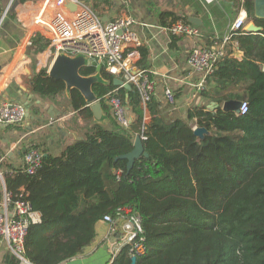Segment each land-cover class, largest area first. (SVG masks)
<instances>
[{
    "label": "trees",
    "instance_id": "obj_1",
    "mask_svg": "<svg viewBox=\"0 0 264 264\" xmlns=\"http://www.w3.org/2000/svg\"><path fill=\"white\" fill-rule=\"evenodd\" d=\"M96 2L89 6L99 15ZM244 2L247 17L260 29L237 31L233 39L243 58L229 56L226 49L209 77L214 82L209 97L219 104L246 101L244 114L220 105L214 110L194 106L186 119L165 120L154 97L143 107L134 86L114 85L104 68L81 69L83 75L98 71L105 80L92 90L109 124L90 122L83 137L59 155H43L34 173L25 165L3 173L6 191L13 198L21 193L40 213L41 221L29 224L24 237L27 260L60 264L82 254L95 241L104 216L117 219L124 214L120 209L129 208L139 215L145 238V253L135 255V264H264V18L254 17L253 0ZM177 20L189 22L173 12L159 14V24L167 29ZM180 38L169 32V47ZM47 46L46 39L34 35L29 50L36 53ZM138 50L143 66L147 50ZM29 85L51 99L65 92L63 81L49 77L46 69L33 73ZM111 97L127 107L129 127H121L112 115ZM65 101L91 119L76 89ZM193 119L209 131L203 139L194 136ZM136 135L142 137L147 156L127 170V160L118 156L132 149ZM31 148L39 149L24 151ZM8 261L18 262L13 256ZM109 262L130 264L129 245L111 254Z\"/></svg>",
    "mask_w": 264,
    "mask_h": 264
},
{
    "label": "crops",
    "instance_id": "obj_2",
    "mask_svg": "<svg viewBox=\"0 0 264 264\" xmlns=\"http://www.w3.org/2000/svg\"><path fill=\"white\" fill-rule=\"evenodd\" d=\"M88 5L95 0H80ZM97 0L99 17L108 22L120 16H130L134 20L133 30L140 39V46L147 50L146 60L137 67L149 73L154 82V100L159 104V116L165 120L186 119L187 112L194 106L214 110L219 105L209 97L214 82L206 78L204 89L197 84L201 75L187 64V56L194 46H219L227 28L237 16L244 17L246 31L254 23L247 17L244 0ZM44 0H2L0 3V101H14L25 105L27 115L17 125L0 124V202L4 193L3 173L23 165L22 152L31 146L38 147L44 154L57 156L73 140L82 138L90 122L76 111L68 101L62 102L58 95L54 99L41 96L30 88L29 79L41 69L46 72L53 60L48 46L40 52L29 50L31 38L40 35L44 39L45 29L35 23ZM15 3V7L12 5ZM173 12L179 16L194 17L198 35L181 36L174 47H169V31L159 24V14ZM197 21V22H198ZM255 24V23H254ZM258 27V26H257ZM258 27V31H259ZM252 32V31H251ZM257 31H253L255 33ZM47 40V39H46ZM139 46V47H140ZM229 56L241 60L243 51L232 38L224 45ZM175 93V103L165 100L164 89ZM204 91V95H203ZM214 104L217 106L214 107ZM214 107V108H212ZM77 117L76 130L69 129L63 118ZM151 119L145 112V123ZM108 125L109 121H103ZM196 120L191 122L195 127ZM123 220L114 222L116 231L110 233V225L99 222L97 236L85 251L60 264H108L110 255L121 247V225ZM121 242V243H120ZM115 248V249H114ZM4 244H0V264H13ZM110 263V262H109Z\"/></svg>",
    "mask_w": 264,
    "mask_h": 264
},
{
    "label": "built area",
    "instance_id": "obj_3",
    "mask_svg": "<svg viewBox=\"0 0 264 264\" xmlns=\"http://www.w3.org/2000/svg\"><path fill=\"white\" fill-rule=\"evenodd\" d=\"M35 23L44 27L48 53L53 58L61 52L70 56L84 55L90 61V66L104 68L113 77H119L134 86L139 93L141 105L146 107L154 93V82L149 73L137 67L141 42L133 30L134 20L130 16H120L104 22L87 3L80 0H44ZM168 31L181 36L198 35L193 23L182 20L174 22ZM237 31H246L244 17L240 15L229 24L227 34L219 46H194L189 51L187 64L201 75L197 84L200 90L204 89L206 78L212 74L217 61L225 55L224 45ZM164 96L170 105L175 103V93L172 89L165 88ZM108 103L119 125L129 127L132 118L125 104L117 97H111ZM247 108V102L241 101L237 113L244 114ZM26 112L24 104L2 100L0 124H20ZM63 121L69 129H78L76 116L63 118ZM42 157L43 153L36 148L23 151L25 170L34 173L40 166ZM20 196L21 193L17 198H13L4 188L0 202V244H4L9 255L18 260L17 264H33L23 255V242L28 225L39 223L41 217L40 213L33 210L29 202ZM120 212L124 214H119L117 219L104 216L103 221L110 225V233L116 231L114 222L123 220L121 246L129 245L130 256L145 253L144 231L139 215L131 214L129 208H122Z\"/></svg>",
    "mask_w": 264,
    "mask_h": 264
},
{
    "label": "water",
    "instance_id": "obj_4",
    "mask_svg": "<svg viewBox=\"0 0 264 264\" xmlns=\"http://www.w3.org/2000/svg\"><path fill=\"white\" fill-rule=\"evenodd\" d=\"M253 5L254 17L260 19L264 18V0H253ZM12 7H15V3L12 5ZM188 21L193 24H199V21L194 17H189ZM247 30L252 32L258 31V27L254 23H252L248 26ZM87 66H90V61L84 55L77 54L74 56H70L61 52L54 56L47 70V75L55 80L63 81L65 86V93L67 96L70 95V91L72 89H76L82 95L86 106L90 108L92 117L94 118L95 122L103 123V121H108V118L103 113L101 102L94 94L92 87L94 83H104L105 80L101 77L98 71L88 75L81 74V69ZM262 71L264 73V65L262 67ZM113 83L114 85L120 87H129V84L124 82L119 77H113ZM240 102L241 101L238 100L225 101L222 105V109L233 110L237 112ZM215 106L217 105L214 104V107ZM27 114L28 113L26 112V115ZM192 130L194 136L199 139H203L206 135L209 134V131L204 126L195 125ZM45 155L46 154H44V156ZM141 155L146 157L147 153H145L143 149L142 137L140 135H136L133 140L132 149L123 155H119L118 158L127 160L126 167L127 170H129L133 166L134 161ZM130 261V264H135L136 256L131 255Z\"/></svg>",
    "mask_w": 264,
    "mask_h": 264
},
{
    "label": "rangeland",
    "instance_id": "obj_5",
    "mask_svg": "<svg viewBox=\"0 0 264 264\" xmlns=\"http://www.w3.org/2000/svg\"><path fill=\"white\" fill-rule=\"evenodd\" d=\"M65 94V93H64ZM62 99H64V96L60 97V100L62 101ZM115 249V248H114Z\"/></svg>",
    "mask_w": 264,
    "mask_h": 264
}]
</instances>
